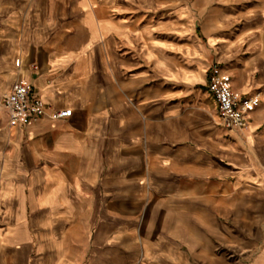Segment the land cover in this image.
<instances>
[{"label":"crops","instance_id":"obj_1","mask_svg":"<svg viewBox=\"0 0 264 264\" xmlns=\"http://www.w3.org/2000/svg\"><path fill=\"white\" fill-rule=\"evenodd\" d=\"M0 264H264V0H0Z\"/></svg>","mask_w":264,"mask_h":264},{"label":"built area","instance_id":"obj_2","mask_svg":"<svg viewBox=\"0 0 264 264\" xmlns=\"http://www.w3.org/2000/svg\"><path fill=\"white\" fill-rule=\"evenodd\" d=\"M206 89L216 102L223 126L238 130L247 126L255 101L238 95L230 79L221 75L216 67L211 70ZM1 106L7 112L10 124L21 127H27L44 117L48 109L31 85L22 79L17 80L12 90L3 97ZM71 113L69 109L52 110L49 117L60 120L69 117Z\"/></svg>","mask_w":264,"mask_h":264}]
</instances>
